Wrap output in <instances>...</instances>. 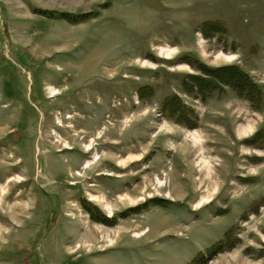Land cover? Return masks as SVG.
<instances>
[{"label": "rangeland", "instance_id": "1", "mask_svg": "<svg viewBox=\"0 0 264 264\" xmlns=\"http://www.w3.org/2000/svg\"><path fill=\"white\" fill-rule=\"evenodd\" d=\"M0 264H264V0H0Z\"/></svg>", "mask_w": 264, "mask_h": 264}, {"label": "bare ground", "instance_id": "2", "mask_svg": "<svg viewBox=\"0 0 264 264\" xmlns=\"http://www.w3.org/2000/svg\"><path fill=\"white\" fill-rule=\"evenodd\" d=\"M19 12H21L20 10H19ZM22 13V12H21ZM200 43L201 44H204V40L201 38L200 39ZM204 48V47H203ZM205 49V48H204ZM159 51H160V54L161 55H163L166 59H168V60H172L173 58H172V55L176 52V50H175V48H171V47H160L159 48ZM224 55V54H223ZM223 55H221L222 56V58L221 59H224V60H227V61H233L234 60V57L232 56V57H227L226 58V56L224 57ZM220 57V56H219ZM218 59V58H217ZM53 91H56L55 89H53ZM250 130H252V128L250 129ZM196 139V138H195ZM6 166H8V165H6ZM210 166V165H209ZM15 167V166H14ZM6 169V168H5ZM5 188H3V190H4ZM98 199V198H97ZM94 200V199H93ZM98 202V201H97ZM208 202V201H207ZM107 207V210L109 211V213L110 214H112V210H111V208L108 206V204H106V206H105V208ZM134 228V227H133ZM87 232V231H86ZM92 232H96V231H92ZM85 234V233H84ZM87 234V233H86ZM83 235L82 236V242L85 244H87V243H89V242H91V240H93V241H95L96 239V234H95V237H93V239H91L88 235ZM92 234V233H91ZM91 234H90V236H91ZM92 237V236H91ZM137 237V236H136ZM81 242V243H82ZM93 243V242H92ZM111 243H113V242H111ZM79 246V245H78Z\"/></svg>", "mask_w": 264, "mask_h": 264}]
</instances>
